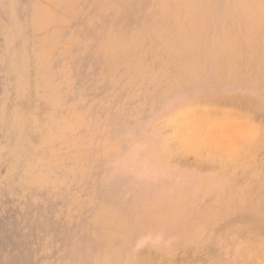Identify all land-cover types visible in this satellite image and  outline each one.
Here are the masks:
<instances>
[{
	"label": "rangeland",
	"instance_id": "1",
	"mask_svg": "<svg viewBox=\"0 0 264 264\" xmlns=\"http://www.w3.org/2000/svg\"><path fill=\"white\" fill-rule=\"evenodd\" d=\"M262 7L0 0V264H264Z\"/></svg>",
	"mask_w": 264,
	"mask_h": 264
},
{
	"label": "bare ground",
	"instance_id": "2",
	"mask_svg": "<svg viewBox=\"0 0 264 264\" xmlns=\"http://www.w3.org/2000/svg\"><path fill=\"white\" fill-rule=\"evenodd\" d=\"M264 9V7H262ZM263 11V10H262ZM259 10L255 11L256 14H258ZM227 163V162H226ZM206 217V216H205ZM205 222V221H204ZM150 260V259H149Z\"/></svg>",
	"mask_w": 264,
	"mask_h": 264
}]
</instances>
